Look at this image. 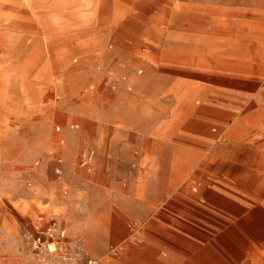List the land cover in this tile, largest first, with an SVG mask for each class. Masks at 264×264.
I'll return each instance as SVG.
<instances>
[{
	"label": "rangeland",
	"instance_id": "obj_1",
	"mask_svg": "<svg viewBox=\"0 0 264 264\" xmlns=\"http://www.w3.org/2000/svg\"><path fill=\"white\" fill-rule=\"evenodd\" d=\"M169 181L233 197L242 262L264 264V0H0V264H38L52 221L99 264H144Z\"/></svg>",
	"mask_w": 264,
	"mask_h": 264
},
{
	"label": "crops",
	"instance_id": "obj_2",
	"mask_svg": "<svg viewBox=\"0 0 264 264\" xmlns=\"http://www.w3.org/2000/svg\"><path fill=\"white\" fill-rule=\"evenodd\" d=\"M172 186V181H169L167 190H163L161 195H151L144 201L143 212L150 213L151 217H155L154 221L161 225L145 229L144 264H232V253L225 249V245H217V229L214 222L217 205L220 206L221 214L225 218L223 235L232 241L233 233L236 232L235 234L240 237L238 250L241 254L238 258L241 264L244 259L247 261L248 233L243 227L233 229V197L226 195L219 197L215 189L210 190L209 187L200 194H185L182 191L171 194ZM131 193L132 197L138 200L136 196L139 195V191L133 190ZM236 202L243 204L239 199ZM242 206L236 213L240 214L243 223L248 210ZM121 263L140 262L123 260Z\"/></svg>",
	"mask_w": 264,
	"mask_h": 264
},
{
	"label": "built area",
	"instance_id": "obj_3",
	"mask_svg": "<svg viewBox=\"0 0 264 264\" xmlns=\"http://www.w3.org/2000/svg\"><path fill=\"white\" fill-rule=\"evenodd\" d=\"M105 83L110 86L112 82L106 80ZM76 126H78L76 123L71 124L72 128ZM56 128L59 129V126ZM93 157L94 151L90 149L79 163L90 171ZM50 243L55 244L53 249L49 248ZM32 249L38 258V264H49L50 259H56L58 264H99L96 258L87 253L80 241L67 239L65 229L55 221L40 229L32 238Z\"/></svg>",
	"mask_w": 264,
	"mask_h": 264
},
{
	"label": "bare ground",
	"instance_id": "obj_4",
	"mask_svg": "<svg viewBox=\"0 0 264 264\" xmlns=\"http://www.w3.org/2000/svg\"><path fill=\"white\" fill-rule=\"evenodd\" d=\"M54 246H55V244H53V243H50V244H49V248H50V249H53Z\"/></svg>",
	"mask_w": 264,
	"mask_h": 264
}]
</instances>
